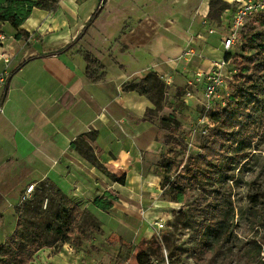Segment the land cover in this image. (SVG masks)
<instances>
[{"label": "crops", "instance_id": "crops-1", "mask_svg": "<svg viewBox=\"0 0 264 264\" xmlns=\"http://www.w3.org/2000/svg\"><path fill=\"white\" fill-rule=\"evenodd\" d=\"M131 3L59 0L57 10L34 7L11 37L4 34L0 73L8 75L0 83V239L7 204L21 206L31 184L35 187L28 203L36 200L38 187L72 211L113 215L117 227H107L119 245L121 239L137 244L153 235L147 225L135 241L144 221L153 223L166 207L159 200L162 179L154 171L164 149L162 128L147 117L149 98L123 85L142 80L149 71L170 84L178 73L189 85L197 84L196 73L207 72L225 55L217 30L200 27L206 18L210 23L204 0L191 20L174 17L149 24L153 18L141 10L139 23L123 30ZM102 6L72 48L49 55L76 40ZM84 52L105 66L101 80L86 77Z\"/></svg>", "mask_w": 264, "mask_h": 264}, {"label": "rangeland", "instance_id": "rangeland-1", "mask_svg": "<svg viewBox=\"0 0 264 264\" xmlns=\"http://www.w3.org/2000/svg\"><path fill=\"white\" fill-rule=\"evenodd\" d=\"M131 1L123 30L138 22L136 16L141 10L153 18L149 24L174 17L191 20L198 14L201 0ZM204 1L210 7V23L206 18L200 27L207 30L210 25L207 32L217 30L219 50L226 55L223 42L231 32L229 15L246 0ZM17 8L26 10V0L0 1V16L8 9ZM5 23L0 21V33L11 37L15 27L8 21L3 27L1 24ZM263 46L264 10L248 18L229 52L238 54L234 59L242 68L247 58L253 59L255 65L263 62ZM233 66L224 68V74ZM243 68L245 77H239L222 92L218 102L225 101V105L219 108L226 106L230 94H237L243 88L249 90L259 105L252 106L249 120L242 121L236 132L248 131L256 137L244 150L246 155L236 154V144L231 141L221 163L202 159V146L214 138L218 129L211 120L212 110L203 84L189 85L179 73L171 84L154 71L142 79L145 94H140L152 103L148 117L162 128L163 153L173 149L171 157L175 160L170 183L164 193L161 186L159 196V200L166 201V207L160 208L153 223L144 221L135 238L139 242L144 228L151 225L154 233L147 238L146 249L150 264H161L166 258L170 264H264L262 253L257 252L259 243L264 246V81L256 68ZM224 168L227 170L222 174ZM154 171H158L157 164ZM171 184H175L174 191H170ZM35 196L31 203L23 199L21 206L7 204L9 213L5 229L4 226L1 229L4 236L0 239V264H117L125 255L118 237L111 235L107 227H117L113 215L72 211L71 205L65 203L62 207L55 198L45 196L43 191L39 193L38 187ZM161 220L165 226L157 232L155 224ZM60 227L64 231L57 234ZM154 242L159 248L153 247ZM42 243L51 246L39 248ZM13 248L18 250L17 256L9 255Z\"/></svg>", "mask_w": 264, "mask_h": 264}, {"label": "trees", "instance_id": "trees-1", "mask_svg": "<svg viewBox=\"0 0 264 264\" xmlns=\"http://www.w3.org/2000/svg\"><path fill=\"white\" fill-rule=\"evenodd\" d=\"M0 1L3 2L4 0H0ZM12 1H18V0H12ZM26 5H27L26 10H24V8L8 9L6 12L1 14L0 21L2 22L8 21L11 23L13 27L19 28L24 23V21L29 17L34 7H40L46 5L49 10L55 11L58 9L59 0H26ZM102 9L103 6L93 13L85 29L80 33V35L76 38V40H74L72 43H70L68 46L62 49L49 53V55H60L63 52L72 48L75 45V43L79 39H81L82 36L87 32V30L93 25L94 21L100 15ZM261 53H264V48L261 50ZM83 54L87 62L86 77L93 82L101 80L105 76V73L101 72L104 70L105 66L92 53L84 52ZM225 57L227 60H231V64H234L233 69L236 70L235 73L233 74V79L231 80L232 84L239 77H245L243 67L245 68L248 67L250 69L256 68V71H259L264 81V60L262 63L260 64L256 63L255 65L254 64L255 61L253 59L247 58V60H244L245 65H243L242 68H240L239 65L237 66L236 60L234 59L239 57L237 53L229 52L226 53ZM142 81L143 80H140V82H138L137 80L128 81L123 85V89L128 91H137L139 93L145 94L141 86ZM255 104L259 105V100L249 90L243 88L237 94H230L225 107L218 108L216 111L212 110L210 112L211 120L218 125V129L216 130L214 138L208 141L201 148L202 152L204 153L202 157L203 161L210 162L211 160H215L217 161V163H221L226 157V152L229 148L231 141H234L236 144L235 145L236 154L243 153L241 155H246L244 150L247 149L248 143L252 142L256 136L252 132H248V131H245L240 134L236 132V129L241 126L242 121L249 120L251 108ZM147 117H148V113H147ZM173 153H174L173 149L168 150L167 153L165 154L162 153L160 156V160L157 162L158 171H156V173L163 178L161 183V186L163 188V193L165 192L164 188L170 183V175L175 167V160L171 157ZM113 168L114 169L116 168L115 165H113ZM226 170L227 169L225 170L222 169L221 173L224 174L225 173L224 171ZM120 180L123 182L124 178L122 177L120 178ZM174 185L175 184H171L170 191L175 190ZM179 200L180 198L177 199V201ZM98 203H100V201ZM63 231L64 229L60 227L57 229V234H60ZM120 241H121L120 245L122 248L126 250V253L124 256H122V258L117 264H125L126 262H128V264H150L147 261V252H146L148 245L147 239H142L137 244L133 242L130 243L122 239ZM46 246H51V244L42 243L39 246V248ZM153 247L157 249L159 248V244L154 242ZM258 247L259 248L257 252L261 253L263 249L262 243H259ZM26 253L28 252L26 251ZM9 255L17 256L18 250L13 248V250H10Z\"/></svg>", "mask_w": 264, "mask_h": 264}, {"label": "built area", "instance_id": "built-area-1", "mask_svg": "<svg viewBox=\"0 0 264 264\" xmlns=\"http://www.w3.org/2000/svg\"><path fill=\"white\" fill-rule=\"evenodd\" d=\"M264 10V0H246L238 6V8L232 13L230 18L231 23V32L228 34L227 38H224L223 45L227 50L226 53H229L230 48L234 46L238 30L245 25L248 18ZM5 39V35L0 33V42ZM6 63L10 62V57H3ZM231 65V60H227L224 57L221 61L214 62L211 68L204 73H196L195 79L196 83H202L206 92V96L209 100V109L216 111L219 108V105H225V101L219 103L218 100L222 97V92L227 91L228 86L233 79V74L235 69H231L229 73L224 74V68L227 69ZM228 71V70H227ZM6 70L0 73V83L5 82L7 76ZM194 84V82H190ZM3 111V107H0V112ZM34 184H31L27 187L26 193L22 196L23 199H26L30 196L32 191H34ZM165 222L163 220L156 222L155 227L156 231L160 232L164 228ZM262 256L264 257V246L262 249ZM161 264H170L168 258L163 261Z\"/></svg>", "mask_w": 264, "mask_h": 264}]
</instances>
